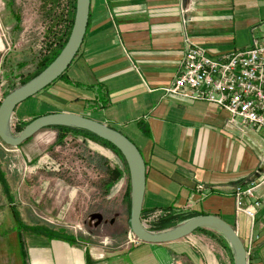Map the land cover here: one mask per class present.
Masks as SVG:
<instances>
[{"label": "crops", "instance_id": "obj_1", "mask_svg": "<svg viewBox=\"0 0 264 264\" xmlns=\"http://www.w3.org/2000/svg\"><path fill=\"white\" fill-rule=\"evenodd\" d=\"M61 8L48 41L34 32L38 26L23 25L12 9L5 16L13 21L3 25L0 17V68L7 71L6 82L35 68L56 47L60 26L70 20L71 0L66 17ZM89 12L83 43L65 76L37 93L34 102L89 116L136 145L146 173L141 217L160 212V220L172 210L218 215L245 246L250 236H259L249 264H264V213L251 223L236 212L233 198L236 186L264 174L262 134L231 122L215 105L163 91L180 70L188 44L210 57L246 48L262 30L264 0H90ZM16 114L29 117L19 107ZM115 162L123 179V164ZM42 165L38 160L36 168ZM256 193H264V182ZM9 200L10 195L0 197V258L7 257L8 264H234L230 245L212 229L166 244L115 238L114 246L94 247L32 233L38 224L26 207L17 210Z\"/></svg>", "mask_w": 264, "mask_h": 264}, {"label": "rangeland", "instance_id": "obj_2", "mask_svg": "<svg viewBox=\"0 0 264 264\" xmlns=\"http://www.w3.org/2000/svg\"><path fill=\"white\" fill-rule=\"evenodd\" d=\"M63 1L0 0L2 24L13 21V17L9 19L5 16L12 9L20 14L23 25H30L31 29L38 26L39 30L34 32H40L48 41L55 32L53 27L60 19ZM5 5L7 11H4ZM0 69L1 88L5 92L10 84L3 80L7 71H4L3 66ZM30 69L21 74L33 73L35 68ZM13 82L16 84L19 81L14 79ZM33 99L28 98L18 106L29 117L37 118L58 112L54 106L48 107L45 103L40 107ZM12 117V130L19 119L31 120L22 114ZM56 138L57 131L45 129L20 148L4 146V150L0 146V197L10 195L9 202L13 207L17 210L26 207L29 218L38 226L61 228L79 244L86 241L94 247L103 244L109 247L128 239L129 212L126 214L125 211L124 193L129 185V174L126 173L123 179L113 184L110 191L105 189L109 180L106 169L114 167L115 161L120 163L119 158L99 141H85L82 137L68 135L62 143L56 144ZM105 151L113 158L108 159ZM38 160H42L43 165L36 168ZM95 213H100L104 218L98 226H95L96 221L90 219V215ZM28 223H31L29 219ZM1 257L0 261L8 264V258Z\"/></svg>", "mask_w": 264, "mask_h": 264}, {"label": "water", "instance_id": "obj_3", "mask_svg": "<svg viewBox=\"0 0 264 264\" xmlns=\"http://www.w3.org/2000/svg\"><path fill=\"white\" fill-rule=\"evenodd\" d=\"M90 0L75 1V16L71 32L64 48L56 58L43 69L35 78L22 84L9 92L0 102V141L6 147L19 148L22 143L46 128L52 126L71 127L83 129L100 139L112 144L120 152L125 160L129 173L130 188V212L128 216L129 232L140 242L149 244H166L184 239L198 229L207 228L218 231L223 235L233 253L234 264H248L245 245L240 239L234 227L230 226L218 215L202 214L187 219L174 226L172 229L152 232L141 224L142 200L145 192V161L138 148L127 137L116 129L109 128L105 124L95 121L84 115L70 112H51L40 115L31 120L16 134L11 128V120L14 110L22 101L36 96L37 93L48 88L55 80L60 78L74 60L87 30L89 19ZM95 226L103 221L100 213L90 215Z\"/></svg>", "mask_w": 264, "mask_h": 264}, {"label": "built area", "instance_id": "obj_4", "mask_svg": "<svg viewBox=\"0 0 264 264\" xmlns=\"http://www.w3.org/2000/svg\"><path fill=\"white\" fill-rule=\"evenodd\" d=\"M68 3L69 0L63 2L64 17L67 15ZM66 28V25L60 26L57 38L63 36ZM252 37L246 48L229 51L218 57H210L202 47L188 44L183 52L180 70L169 86L163 89L164 94L215 105L228 114L231 122L260 132L264 138V23L260 33ZM1 86L0 81V102L5 93ZM0 146L5 149L1 141ZM262 182L264 174L245 186L234 188L236 212L247 216L251 223L259 212L264 213V193H256ZM203 188L197 187L199 191ZM159 215L160 212L143 215L142 226L151 231ZM128 238L132 244L140 243L131 233ZM257 239L259 236H250L245 246L248 264Z\"/></svg>", "mask_w": 264, "mask_h": 264}, {"label": "trees", "instance_id": "obj_5", "mask_svg": "<svg viewBox=\"0 0 264 264\" xmlns=\"http://www.w3.org/2000/svg\"><path fill=\"white\" fill-rule=\"evenodd\" d=\"M75 1L76 0H71V16H70V20L69 23L67 24V29L64 32L63 36L61 38H58V45L52 49L50 52H48L47 54H44L43 57L41 58V60L37 63L33 73H27L26 75L21 74L20 76H16L14 77L15 80H18L19 82L14 84V79L12 78H6L7 80H10L9 82H7L9 85V89H7L4 93V97L11 91H13L14 89H16L17 87H20L22 84L30 81L31 79L35 78L36 75H38L43 69H45L47 66L50 65V63L56 58V56L60 53V51L64 48V45L66 44L67 38L71 32L72 29V24H73V20H74V16H75ZM66 72L57 80L63 78L65 76ZM3 80L6 82V80L4 79L3 76ZM57 80H55L54 82H56ZM53 82V83H54ZM88 118H91L89 116H85ZM36 118V117H35ZM35 118H31V120L35 119ZM92 119V118H91ZM31 120L29 121H22V122H18L15 126L13 131L16 134H19L20 131L22 130V128L24 126H26ZM46 129H53L55 131H57V138H56V144L62 143L63 140L68 136V135H73L75 137L81 138L83 140H93V141H99L102 145H105L106 147H108L110 150H112L117 156L118 158L122 161L123 164V169L125 173H128V169H127V165L125 160L122 158L120 152L116 149V147L112 144L107 143L106 141L100 139L98 136L93 135L92 133L86 131V130H79V129H75V128H71V127H59V126H52V128H46ZM45 130V129H43ZM31 139V138H30ZM30 139L24 141L22 143V145L19 146V148L21 146H23V144L27 141H29ZM103 164H106L105 162H103ZM107 167V165H106ZM106 172L108 174L109 180L107 181V183L105 184V189H107L106 191H110V188L112 187L113 184H115L119 179H121V177L123 176V172L120 168L118 167H107ZM129 174V173H128ZM129 194H130V188L128 185V190L126 193V197L129 203ZM130 203H129V208H128V212H130ZM143 212H141V216H142ZM200 215H197L196 213L193 212H175L174 210H172V212H169L168 214H165L164 216L161 217V219L159 220V225L158 227H155L151 230L152 232H159V231H165V230H169L172 229L174 227L175 224H179L182 222L187 221V219L193 218V217H197ZM168 224H172V226L168 225ZM156 225V224H155ZM37 229H31V232L34 234H42L45 235L46 237L50 238V239H55V238H59L62 239L64 241H67L68 243H74L75 238L72 236H70V234H67L63 229L59 228V229H53V228H49V227H43V226H37ZM204 229V228H202ZM202 229H198L196 231H202ZM222 235V234H221ZM223 237V235H222ZM224 238V237H223ZM225 240V238H224ZM226 242V240H225Z\"/></svg>", "mask_w": 264, "mask_h": 264}]
</instances>
